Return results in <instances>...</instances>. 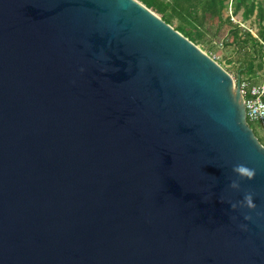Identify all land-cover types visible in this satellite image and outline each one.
<instances>
[{
  "label": "water",
  "instance_id": "obj_1",
  "mask_svg": "<svg viewBox=\"0 0 264 264\" xmlns=\"http://www.w3.org/2000/svg\"><path fill=\"white\" fill-rule=\"evenodd\" d=\"M257 211L264 145L211 56L139 0H0V264H264Z\"/></svg>",
  "mask_w": 264,
  "mask_h": 264
},
{
  "label": "trees",
  "instance_id": "obj_2",
  "mask_svg": "<svg viewBox=\"0 0 264 264\" xmlns=\"http://www.w3.org/2000/svg\"><path fill=\"white\" fill-rule=\"evenodd\" d=\"M139 1L159 13L165 22L172 24L177 21L175 29L195 43L201 40L202 27L208 17H217V20L220 21L219 27L224 24L229 26L228 33L231 40L224 41L223 45L237 53L236 59H227V62L237 72V80L247 83V87L262 82V72H264V0ZM230 1L233 4V13L242 9V19H249L252 14H255L254 22L259 27L256 36L252 35L248 29H243L238 23L233 22L229 17L221 18L222 9ZM251 122L254 121L248 122L250 126ZM257 138L264 145V140Z\"/></svg>",
  "mask_w": 264,
  "mask_h": 264
},
{
  "label": "rangeland",
  "instance_id": "obj_3",
  "mask_svg": "<svg viewBox=\"0 0 264 264\" xmlns=\"http://www.w3.org/2000/svg\"><path fill=\"white\" fill-rule=\"evenodd\" d=\"M230 1L227 3V6L222 9V16L221 18L229 17L233 22L238 23L243 29H248L252 35L256 36L258 31V24L254 22V15L252 14L249 19H242V9H240L238 12L233 13V4ZM151 9V8H150ZM152 10V9H151ZM155 12L158 16H160L159 13ZM177 24V21H174V23L170 24L172 27L175 28V25ZM220 21L217 20V17H211L205 21L203 27H202V36L201 40L196 44L199 48H201L204 52H206L209 56H211L217 63H219L223 68H225L233 77L234 82L237 81V72L234 70L230 63L227 62V59H236L237 53L235 51H232L229 49V47H226L223 45L224 41H230L231 36L228 33L229 26L224 24L221 27ZM262 76V81H264V72ZM260 79V80H261ZM259 80V81H260ZM258 81V82H259ZM261 82V81H260ZM251 128L253 129L255 135L259 137L261 140H264V131L262 130V126L259 122H251Z\"/></svg>",
  "mask_w": 264,
  "mask_h": 264
},
{
  "label": "clouds",
  "instance_id": "obj_4",
  "mask_svg": "<svg viewBox=\"0 0 264 264\" xmlns=\"http://www.w3.org/2000/svg\"><path fill=\"white\" fill-rule=\"evenodd\" d=\"M81 71H84V69H81ZM232 172L235 174L236 179L231 180V183L229 184V187L232 190L239 191L241 184L240 181L242 180H252L254 176L256 175V170L249 168L245 166L244 164H236L232 167ZM230 207L232 210H236L237 208H247L248 210L255 211L257 209V205L254 203V193L252 192H247L245 193L244 197L242 200L237 201V202H229ZM257 216H264V211H257L256 212ZM233 220L236 219V217H232ZM253 219L252 215L250 214H245L244 215V220L246 221H251ZM240 227L242 229L247 228L246 225L241 224Z\"/></svg>",
  "mask_w": 264,
  "mask_h": 264
},
{
  "label": "built area",
  "instance_id": "obj_5",
  "mask_svg": "<svg viewBox=\"0 0 264 264\" xmlns=\"http://www.w3.org/2000/svg\"><path fill=\"white\" fill-rule=\"evenodd\" d=\"M247 121H258L264 130V81L247 87V83L239 82ZM247 93V95H245Z\"/></svg>",
  "mask_w": 264,
  "mask_h": 264
}]
</instances>
